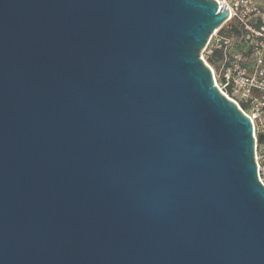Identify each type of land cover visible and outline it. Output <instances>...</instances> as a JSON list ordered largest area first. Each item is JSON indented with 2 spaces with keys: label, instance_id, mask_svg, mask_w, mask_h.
<instances>
[{
  "label": "water",
  "instance_id": "1",
  "mask_svg": "<svg viewBox=\"0 0 264 264\" xmlns=\"http://www.w3.org/2000/svg\"><path fill=\"white\" fill-rule=\"evenodd\" d=\"M214 0H0V264H264L252 125L201 59Z\"/></svg>",
  "mask_w": 264,
  "mask_h": 264
},
{
  "label": "built area",
  "instance_id": "2",
  "mask_svg": "<svg viewBox=\"0 0 264 264\" xmlns=\"http://www.w3.org/2000/svg\"><path fill=\"white\" fill-rule=\"evenodd\" d=\"M228 16L207 46L213 84L249 118L257 179L264 187V0H214ZM217 51L218 54H214Z\"/></svg>",
  "mask_w": 264,
  "mask_h": 264
},
{
  "label": "trees",
  "instance_id": "3",
  "mask_svg": "<svg viewBox=\"0 0 264 264\" xmlns=\"http://www.w3.org/2000/svg\"><path fill=\"white\" fill-rule=\"evenodd\" d=\"M214 54L217 55L218 52L215 51ZM205 61H206L207 64H209V65H213V64L215 63V61H214V59H213V57H212L211 55H207V56L205 57Z\"/></svg>",
  "mask_w": 264,
  "mask_h": 264
},
{
  "label": "rangeland",
  "instance_id": "4",
  "mask_svg": "<svg viewBox=\"0 0 264 264\" xmlns=\"http://www.w3.org/2000/svg\"><path fill=\"white\" fill-rule=\"evenodd\" d=\"M208 51H209V47H206L205 50L202 53L203 58H205L207 56Z\"/></svg>",
  "mask_w": 264,
  "mask_h": 264
}]
</instances>
